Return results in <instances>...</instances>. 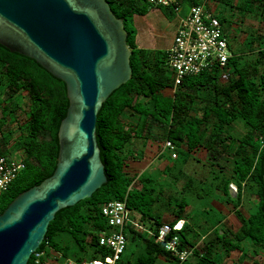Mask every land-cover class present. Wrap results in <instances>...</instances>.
Listing matches in <instances>:
<instances>
[{
    "label": "trees",
    "instance_id": "trees-1",
    "mask_svg": "<svg viewBox=\"0 0 264 264\" xmlns=\"http://www.w3.org/2000/svg\"><path fill=\"white\" fill-rule=\"evenodd\" d=\"M107 1L114 14L123 18L128 32L127 44L132 50V77L102 104L95 124L99 155L108 181L91 197L55 213L44 240L36 250L44 253L38 258L36 252L33 253L27 264H45L51 252L58 253L62 259L77 261L88 255L91 259L108 255L110 250L98 245V236L110 230L108 220L101 211V205L110 200L125 199L128 209L138 213L142 220H151L150 229L156 232L166 222L165 218H160L161 214L153 213L154 206L164 195L168 201L173 197L177 199L170 221L185 220L182 229L174 232L180 240L179 249L192 248L191 255L181 262L175 254L161 246L155 236L126 224L124 233L127 243L133 242L135 248L131 250L133 258L124 259L125 248L119 264H156L159 257L170 264H240L246 257H253L252 251L255 255L260 253L264 256V27L249 25L255 27L250 40L241 28V33L247 34L244 41L251 44V49L232 53L225 67L213 65L187 75L175 87L173 71L168 66L169 50L139 47L136 30L130 25L136 15H146L154 5L148 0ZM178 1L180 6L187 4L189 9L201 3L208 8L207 1L217 5L224 3L238 11V20L242 22L246 20L245 16L240 18L243 12L264 7V0ZM157 8L163 14L165 11L169 14L175 12L170 6ZM263 12L264 9L258 12L259 18ZM215 16L224 26L226 16ZM223 30L228 38L232 36L224 27ZM224 71L228 72L227 79L222 77ZM167 90H173L172 94H166ZM66 94V84L61 79L34 59L11 52L0 44V155L25 164L8 189L0 195V202H5L0 212L20 191L41 183L53 174L60 148L59 124L69 107ZM141 138L143 145L136 141ZM148 140L160 143L159 150L164 149L165 140H171L175 158L182 152L183 163L193 153L204 150V160H210L211 165L218 166L221 175L225 174L222 178L213 176L210 187L220 192L232 205L231 210L238 224L216 219L215 226L203 227L199 238H188L192 228L188 222L185 197L165 194L164 189L157 191L151 186L150 179L146 178L147 183H144L147 171L132 173L126 169L130 157L137 160L144 157ZM133 143L141 148L136 150H141L140 157L138 154L129 155L128 147ZM168 163L163 170L176 168L175 163ZM177 172L173 181L183 178L185 185L182 191L195 180L207 182L200 177H193V180L181 167ZM249 181L252 190L248 196H256L257 206L252 209V200L248 198L250 209L243 208V212L240 207L247 199L244 190ZM231 183L237 185L235 198L229 193ZM205 223L208 225L206 220ZM246 239L251 240L252 250L249 252L242 247ZM235 252L242 254L241 257L231 259V254Z\"/></svg>",
    "mask_w": 264,
    "mask_h": 264
},
{
    "label": "water",
    "instance_id": "water-1",
    "mask_svg": "<svg viewBox=\"0 0 264 264\" xmlns=\"http://www.w3.org/2000/svg\"><path fill=\"white\" fill-rule=\"evenodd\" d=\"M109 5L107 0H0V44L61 79L69 99L53 174L20 191L0 212V264H27L55 213L91 197L108 181L97 115L132 77L128 32Z\"/></svg>",
    "mask_w": 264,
    "mask_h": 264
},
{
    "label": "built area",
    "instance_id": "built-area-1",
    "mask_svg": "<svg viewBox=\"0 0 264 264\" xmlns=\"http://www.w3.org/2000/svg\"><path fill=\"white\" fill-rule=\"evenodd\" d=\"M154 7L170 6L178 13L181 9L178 0H148ZM173 42L169 49L168 66L174 72V86L182 83L187 75L199 73L205 69L217 65L225 67L232 53L229 42L220 20L214 15L212 9L206 4L192 5L177 28ZM223 79L228 78V72L224 71ZM164 149L174 150V143L166 140ZM171 157L176 156L173 151ZM25 164L20 160L0 155V195L8 189L11 182L17 177ZM102 215L108 220L109 231L101 232L98 236L99 244L110 250L103 258L89 260L62 259L58 264H119L127 244L124 226L131 224L134 229L147 231L140 222L131 214L126 200H110L101 205ZM184 225L183 219L174 222L167 221L160 225L156 232L149 231L155 236L167 251L175 254L179 260L185 261L192 253V248L179 249V237L174 232L181 230ZM36 252V251H35ZM34 252V253H35ZM44 252H36L37 258Z\"/></svg>",
    "mask_w": 264,
    "mask_h": 264
},
{
    "label": "rangeland",
    "instance_id": "rangeland-1",
    "mask_svg": "<svg viewBox=\"0 0 264 264\" xmlns=\"http://www.w3.org/2000/svg\"><path fill=\"white\" fill-rule=\"evenodd\" d=\"M181 7H182L181 14H184L188 8V5L185 3H182ZM216 8L217 9H215L214 11L212 10V12L218 16H222V15L226 16V21L223 23V25H224L223 27L226 29V31H228L230 34H232V36L230 35L231 39L229 38L230 52L237 54V53H241V52H247L249 49H251L250 43L246 44L245 41H243V40L241 41V39L243 38L242 36H240L241 28L245 32H247V34L249 35L248 40H250V38H252V36H253V30L255 29V27L252 28V27H249V25H253V26L257 25L258 27H261V26L264 27V22H262V20H264V16H263L264 12L260 14V18L258 17V12H260L262 9H264V7L260 6L259 8H261V9H259L258 7H254L253 10H251V11L249 9V12H243V15L240 18L244 19L243 16H245L246 20H244V22L238 20V11L229 8L228 5H225L224 3H219ZM165 13H164L165 18H167L168 21H170V22L174 18L177 17V15L175 13L169 14L168 11H165ZM139 17L140 18H138V20L144 19L143 16H139ZM228 19L231 20L230 23L228 22ZM130 25L133 29L136 30V33H138V27H137L136 23L134 22V20H132ZM161 26L164 28V25H161ZM169 29H170V27H168L167 32L164 31V33L167 34L169 32L168 31ZM262 30H263V28H262ZM262 30H261V32H262ZM159 33H160V31H159ZM165 34H164V36H165ZM160 35H161V33H160ZM155 37H157V35ZM141 41H142V39L140 40V38H139L140 43H141ZM142 46H143V48L148 49V46L143 41H142ZM149 49H152V48H149ZM173 74H174V72H173ZM172 91L173 90H167V91H165V93L166 94H170V93L172 94ZM136 141L140 145H143L142 144L143 143L142 138L139 140H136ZM153 143L156 146L155 150H159V147L161 146L160 143H157L156 141ZM138 148H140V147H138V145L135 143H133L131 145L129 144V147H128L129 152H130L129 155L138 154L137 156L140 157L142 154H141V150L136 151V150H138ZM150 149L152 152V148H150ZM182 149H181V151H184ZM145 151H148V150H146V146H145ZM149 151L144 155L143 158H140L139 160L130 157L127 161V163L129 164V167H127L126 169L132 173H134V172L140 173L142 171H147L145 173V176L143 177L144 183H147L146 178L150 179L151 180L150 182L152 184L151 186L154 187L157 191H159L160 189H164L165 194L171 193L177 197H179V196L185 197V200L188 204L186 207V211L189 214L188 222L190 223V226L192 228V232L190 235H188V238H193V240L195 238H199V236H201V233L203 232L204 228L206 229L208 226L212 225L213 219L214 220L215 219H224L226 217L225 214L219 210H217L218 212H216V211L213 212L214 208L212 207V205L209 206V208H208V211L211 212L210 217L212 218L210 220V223L208 222L209 223L208 225L205 223L204 217H202L203 216L202 210L205 209L206 203H211L210 201H212V199H213V197L217 191L215 188L210 187L209 183L212 181L211 178L215 175L220 176L222 178L225 175L224 173H222L223 175H221V173H219L218 166L211 165L210 160L209 161L204 160V156L206 155V152L204 150H199L197 154L193 153V155L190 156V158L185 163H183L184 162V155L182 154V152H179V155L177 156V158H174V157H171L172 156L171 150L164 149L161 158H158L156 160L151 161L150 160L151 156L149 155ZM165 161H167L166 164L168 162H169L168 164H170V163L174 164L175 163L176 168L170 169V171L163 170V167L165 165V163H163V162H165ZM180 167L182 168V171L187 176L189 175L191 178L200 177V179H202V180L207 179V182L205 180L203 182H201L200 180H195L193 178V180H195V182H193L190 186L184 187L185 189H183V191H182V187L185 185L184 184L185 181L183 180V178H181L177 182L173 181L176 173L178 174L177 171H178V168H180ZM215 183H216V181H215ZM249 183L250 184H248L246 187L247 194H246V191L244 190V195L245 196L247 195V197H245L247 199H245V202L243 205L244 208H247L248 210L250 209L249 208L250 202L248 203V198L250 200V196H248V194L252 190V188L250 187L251 181H249ZM234 189L236 190V188H234ZM229 191H230V195L233 198H235L237 193H235L234 190L232 188H230V186H229ZM179 199H181V198H179ZM176 200H174V197H173L170 201H168L164 195V197L161 199V201H159L154 206L153 213L156 212V213L161 214L160 215L161 219L165 218L166 220H169V219L172 220L173 219L172 211L175 208ZM251 203H252V209L253 208L255 209L257 206V205H255L256 204L255 201L252 200ZM4 205H5V202L4 203L0 202V210L3 208ZM207 207H208V205H207ZM223 210L225 211V209H223ZM130 212L134 216V218L138 222H140V224L145 229H147L146 232L149 233V231H152V229H150L152 227V221L151 220H148V219L142 220L138 213L131 211V210H130ZM225 212H227V211H225ZM233 217L234 216H231V218H233ZM233 219H235V218H233ZM236 222H237V220H236ZM237 224H238V222L236 223V225ZM233 227H235V226H233ZM242 247L247 252L252 250L251 240L246 239L244 241ZM134 248H135V246H134L133 242L130 241L127 243V247H126L127 251L123 255L124 259H126L127 257L133 258V256L131 255V250H133ZM251 254L253 255L252 258L246 257V259L243 260V263H240V264H264L263 254L259 253L258 255H255V253L253 251L251 252ZM241 255L242 254L236 253V252L232 253L231 259H238L239 257H241ZM98 258H100V257H98ZM89 259H91L90 255L85 257V260H89ZM156 264H170V263H168L167 261H165L164 259L159 257L156 261Z\"/></svg>",
    "mask_w": 264,
    "mask_h": 264
},
{
    "label": "crops",
    "instance_id": "crops-1",
    "mask_svg": "<svg viewBox=\"0 0 264 264\" xmlns=\"http://www.w3.org/2000/svg\"><path fill=\"white\" fill-rule=\"evenodd\" d=\"M207 3L209 5L208 8L212 9L213 11L215 9H217L216 8L217 7L216 2H212L211 3L209 1H207ZM188 9L186 10V12L184 14H181L182 10L180 12H178V13L174 12L177 15V17L174 18L171 22L168 21L167 18H165L163 12L157 7H154L152 9H150L149 12L146 15L143 16L144 19H142V20H138V18H140V17H139V15H136L134 17V22L136 23V25L138 27V33L136 34V42H137L138 46L139 47H143L142 46V41H143L148 46V49L152 48V49L169 50L171 45H172L173 39H174L173 36H175L177 28L180 25V20H181V18L186 16V14L189 11ZM161 25H164V28ZM168 27H170L171 30L169 29L168 30L169 32L167 34H165L164 31L167 32V28ZM159 31H160L161 35H160ZM164 34H165V36H164ZM156 35H157L158 38L155 37ZM246 35L247 34H245V33H241L240 34V36L243 37L242 39L240 38L241 41L245 40L244 37H246ZM139 38H140V40L142 39L141 43L139 42ZM228 42H229V38H228ZM155 147H156L155 144L152 143L151 141L147 142L146 150H148V151L150 150L149 151V155L151 156V158H150L151 161L160 158V156H162V153H163V150H164L163 148L161 150H155ZM150 148H152V152H151ZM148 151H146L145 154ZM166 162L167 161H165L163 163H165V165H166ZM230 185H231L230 188H232L234 190V192L237 193V188H236L237 185L235 183H231ZM234 188H236V190ZM229 193H230V191H229ZM255 198H256V196H254V195L250 196L251 200L255 201ZM210 202L211 203H206L208 205V207L205 206V209L202 210L203 215H204L202 217H204V219L207 222L210 223V220L212 219L210 217L211 216V212H209V213L207 212V209L209 208V206L212 205V207L214 208L213 212H215V211L218 212L217 210H219V211H221V212H223L225 214L226 217L223 219V221L231 220L232 222H234V224L237 223L236 220H235L236 218L235 219H233L234 217L231 218V216H234L233 213H232V210H231L232 209V205L227 203V201L225 200V198L223 197V195L220 192L216 191V194L214 195L212 201H210ZM243 205H244V203L240 207L241 209L244 208ZM223 209H225V211H227V212H225ZM169 220L165 219V221H169ZM215 221H216V219L215 220L213 219L212 226H215L214 225ZM208 227H211V226H208ZM60 261H61V259H59V257L56 254V252H51L50 256L46 260L45 264H58Z\"/></svg>",
    "mask_w": 264,
    "mask_h": 264
},
{
    "label": "clouds",
    "instance_id": "clouds-1",
    "mask_svg": "<svg viewBox=\"0 0 264 264\" xmlns=\"http://www.w3.org/2000/svg\"><path fill=\"white\" fill-rule=\"evenodd\" d=\"M214 15H215V14H214ZM165 141H166V140H165ZM165 141H164V142H165ZM230 186H231V185H230ZM183 220H184V219H183ZM166 222H167V221H166ZM184 222H185V220H184Z\"/></svg>",
    "mask_w": 264,
    "mask_h": 264
}]
</instances>
